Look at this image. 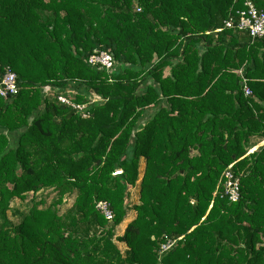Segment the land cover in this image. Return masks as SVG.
Wrapping results in <instances>:
<instances>
[{
	"label": "trees",
	"instance_id": "trees-1",
	"mask_svg": "<svg viewBox=\"0 0 264 264\" xmlns=\"http://www.w3.org/2000/svg\"><path fill=\"white\" fill-rule=\"evenodd\" d=\"M242 8L0 0V71L10 67L19 89L0 97V264H264V146L248 155L264 139V39L224 28ZM96 52L114 67L91 66ZM133 188L122 252L115 231ZM48 190L53 208L42 199L10 219L14 200Z\"/></svg>",
	"mask_w": 264,
	"mask_h": 264
},
{
	"label": "built area",
	"instance_id": "built-area-1",
	"mask_svg": "<svg viewBox=\"0 0 264 264\" xmlns=\"http://www.w3.org/2000/svg\"><path fill=\"white\" fill-rule=\"evenodd\" d=\"M242 3L243 8L241 10H237L234 15L229 16V18L224 22V28L233 30L237 33H247L253 41L264 39V12L257 8L255 0H242ZM221 31L222 29L217 30V32ZM88 63L91 66H100L107 70L112 69L115 65L113 55L108 52L94 53L89 57ZM240 75H242V72H240ZM243 82L245 95L247 97H251L253 93L248 87L246 79H243ZM18 92L17 75L10 67L4 68L0 71V97H15ZM58 99L64 104L72 105L71 102L63 96H60ZM76 109L82 111L84 107L78 106ZM120 173L121 172H117V174ZM224 178L225 197L232 203L238 202L241 198L239 179L235 177L231 170L225 172ZM97 208L103 213L108 221L113 220L112 212L109 210L108 205L105 202H100L97 205ZM175 243L176 242L173 240H167L161 246V254L167 253Z\"/></svg>",
	"mask_w": 264,
	"mask_h": 264
},
{
	"label": "rangeland",
	"instance_id": "rangeland-1",
	"mask_svg": "<svg viewBox=\"0 0 264 264\" xmlns=\"http://www.w3.org/2000/svg\"><path fill=\"white\" fill-rule=\"evenodd\" d=\"M48 92V89L45 91ZM144 170V163L141 165L140 171L143 173ZM120 171H118L119 173ZM117 174V173H116ZM115 174V175H116ZM42 199L46 201L45 207H52L53 202L56 199V195L54 193H51L48 191H42L38 194H32L29 193L26 195L25 199L20 200L16 199L11 204V211L8 213L10 219L15 223L18 224L21 222V215L15 214V212H20L21 214H27L29 209L36 203L41 202ZM74 199H68L64 205L60 207L61 212H65L66 209L70 208L73 204ZM126 204L129 208V212L125 218V222H122L115 231V242L117 246L121 249L122 252H125L127 250V246L125 243H122L118 240L119 237H122L125 233L126 227L129 225L131 221L135 218V212L131 211L133 206L139 204V193L138 188H133L129 194V197L126 201ZM41 208H44V206H41ZM129 222V223H128ZM126 223V227L125 226ZM128 223V225H127Z\"/></svg>",
	"mask_w": 264,
	"mask_h": 264
},
{
	"label": "crops",
	"instance_id": "crops-1",
	"mask_svg": "<svg viewBox=\"0 0 264 264\" xmlns=\"http://www.w3.org/2000/svg\"><path fill=\"white\" fill-rule=\"evenodd\" d=\"M263 146H264V139L263 138H259V137H254L251 140V147L248 150V155L254 154L255 152H257ZM124 222H125V220H124ZM128 223H127V225H128ZM124 227H126V223H125Z\"/></svg>",
	"mask_w": 264,
	"mask_h": 264
}]
</instances>
